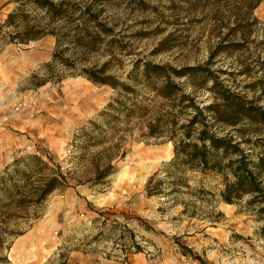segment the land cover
<instances>
[{"label": "rangeland", "instance_id": "1", "mask_svg": "<svg viewBox=\"0 0 264 264\" xmlns=\"http://www.w3.org/2000/svg\"><path fill=\"white\" fill-rule=\"evenodd\" d=\"M69 1L77 9L88 0ZM17 6L0 0V177L22 185L36 156L69 173V187L38 204L27 223L10 224L15 233H1L0 258L8 263L0 264H264L259 204L251 195L232 204L220 196L234 181L236 154L215 170L172 164L175 142L201 144L198 123L184 136L194 107L210 134L238 143L256 161L264 128L233 125L231 102L239 97L247 105L248 85L264 76V0L251 16L243 0H105L95 6L99 24L91 28L105 30L91 50L66 41L56 47L45 36L59 57L38 66L25 64L37 40L15 43L5 25ZM37 12L29 11L39 18ZM146 63L165 68L177 85L171 101L143 80ZM100 67L116 88L86 78L84 71ZM163 116L175 124L159 135ZM109 166L112 173L96 180ZM151 177L162 194L146 195Z\"/></svg>", "mask_w": 264, "mask_h": 264}, {"label": "trees", "instance_id": "2", "mask_svg": "<svg viewBox=\"0 0 264 264\" xmlns=\"http://www.w3.org/2000/svg\"><path fill=\"white\" fill-rule=\"evenodd\" d=\"M105 0H88L82 1L80 6H70L69 0H61L54 2L53 0H15L18 6L7 15L5 21L6 26H11L14 30V36L11 40L15 43L28 44L30 41L41 39L45 36H53L56 40V47L62 42H67L77 47L81 52H86L94 47L98 38V31H104L100 27L98 31H92L93 24H99V11L95 6L101 4ZM261 0H243V5L248 16H251L253 9ZM32 9V10H31ZM38 11L42 14L39 18L31 17L29 11ZM78 13V15H76ZM59 21H66L68 26H60ZM78 21L77 25H71ZM256 21V19H253ZM74 26V27H73ZM100 26V25H99ZM59 57V51L54 50L52 61ZM264 67V62L262 63ZM51 66V64H49ZM264 70V69H263ZM177 72V71H175ZM105 68L90 69L84 71L86 78L93 84L108 85L116 88L115 81L112 77L105 74ZM182 72H177L180 75ZM143 80L152 86V90L163 100L171 101L178 87L166 75L165 68L158 65L144 64ZM155 80V82L153 81ZM154 82V83H152ZM156 82H160L156 85ZM216 83L212 86V91L225 102L229 100V96L221 91H217ZM253 92V99L246 105L239 97L231 102L234 108L233 125L238 124L242 120H246L251 129L255 132L264 128V76L258 78L248 85ZM107 108H114L113 103H109ZM212 105L209 107L211 110ZM196 116L202 118L201 109L194 107ZM217 116V112H215ZM215 116V115H214ZM197 117L184 126V136L189 138L190 130L198 123L201 130L197 139L200 145L190 144L182 139L174 143V159L172 164L177 161L189 163L191 166L203 167L209 170H215L219 166L222 159L229 153L236 154V159L231 162L230 173L234 177L232 183H225L224 190L221 192V199L227 204H232L235 200L241 199L244 195H251L252 201L259 204L257 214L264 220V186L262 185L264 177V144L259 148L256 155V161H251L238 148V143L231 144L229 140L217 138L210 134L206 129L205 118L198 121ZM213 119L219 120L218 117ZM156 128L159 135L165 130L172 128L175 124L168 117H160L156 120ZM187 129V130H186ZM32 162L27 164V170L22 172V185L12 182L7 183V178L12 179L10 175L0 177V248L4 246V238L1 233H15L10 229V224H18L20 220L27 223L35 214V208L41 204L46 198L57 190H64L69 187V173H64L60 166L55 169L48 167L47 163L40 158L33 156ZM171 165V164H170ZM38 168V169H37ZM48 169L47 173H42ZM112 167L109 166L105 171L96 176V180L105 179L112 173ZM36 170V171H35ZM39 171L38 179L31 182V178L35 172ZM154 178L151 177L146 183V195H160L161 189L158 184L153 185ZM264 230V229H263ZM0 261L8 263L6 257H1Z\"/></svg>", "mask_w": 264, "mask_h": 264}, {"label": "crops", "instance_id": "3", "mask_svg": "<svg viewBox=\"0 0 264 264\" xmlns=\"http://www.w3.org/2000/svg\"><path fill=\"white\" fill-rule=\"evenodd\" d=\"M53 40L54 39H52L51 37H45L32 43V46L37 50L29 52V54L26 56V66H29V64H31L32 66H38L43 63L50 62L52 59V52L54 48Z\"/></svg>", "mask_w": 264, "mask_h": 264}, {"label": "bare ground", "instance_id": "4", "mask_svg": "<svg viewBox=\"0 0 264 264\" xmlns=\"http://www.w3.org/2000/svg\"><path fill=\"white\" fill-rule=\"evenodd\" d=\"M149 169V168H148Z\"/></svg>", "mask_w": 264, "mask_h": 264}]
</instances>
